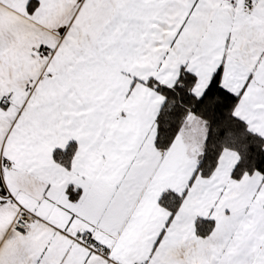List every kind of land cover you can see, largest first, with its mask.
<instances>
[{"label":"snow or ice","instance_id":"1","mask_svg":"<svg viewBox=\"0 0 264 264\" xmlns=\"http://www.w3.org/2000/svg\"><path fill=\"white\" fill-rule=\"evenodd\" d=\"M0 264H264V0H0Z\"/></svg>","mask_w":264,"mask_h":264}]
</instances>
